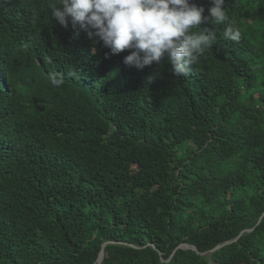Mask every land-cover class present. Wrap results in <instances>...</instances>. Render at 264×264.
Masks as SVG:
<instances>
[{
	"label": "trees",
	"instance_id": "obj_1",
	"mask_svg": "<svg viewBox=\"0 0 264 264\" xmlns=\"http://www.w3.org/2000/svg\"><path fill=\"white\" fill-rule=\"evenodd\" d=\"M53 6L0 0V264H264V0L193 28L215 40L187 76Z\"/></svg>",
	"mask_w": 264,
	"mask_h": 264
},
{
	"label": "clouds",
	"instance_id": "obj_2",
	"mask_svg": "<svg viewBox=\"0 0 264 264\" xmlns=\"http://www.w3.org/2000/svg\"><path fill=\"white\" fill-rule=\"evenodd\" d=\"M204 13L205 8L192 0H59V6L51 9L60 26L71 25L77 34L86 33L111 55L130 50L124 56L125 65L143 69L167 59L177 76H187L186 67L196 64L213 44L215 33L192 29L200 28L209 17L224 23L225 0H210L209 15ZM223 36L235 41L240 33L230 25ZM51 83L59 86L63 80L53 77Z\"/></svg>",
	"mask_w": 264,
	"mask_h": 264
},
{
	"label": "water",
	"instance_id": "obj_3",
	"mask_svg": "<svg viewBox=\"0 0 264 264\" xmlns=\"http://www.w3.org/2000/svg\"><path fill=\"white\" fill-rule=\"evenodd\" d=\"M244 232H247V231H244ZM243 232V233H244ZM104 247H105V245H104ZM179 248H181V249H189L190 247L188 246V245H182V246H180ZM220 247H218V248H216V249H219ZM194 251H197L196 250V248H192ZM211 254V252H209L208 253V255H210ZM103 256H104V253H103V251L101 252V254H100V257H99V260H98V264H100L101 262H102V260H103Z\"/></svg>",
	"mask_w": 264,
	"mask_h": 264
}]
</instances>
